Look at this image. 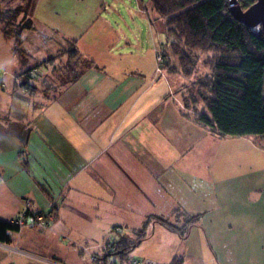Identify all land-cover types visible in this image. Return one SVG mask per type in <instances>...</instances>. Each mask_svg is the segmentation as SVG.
Returning <instances> with one entry per match:
<instances>
[{
    "label": "crops",
    "instance_id": "obj_1",
    "mask_svg": "<svg viewBox=\"0 0 264 264\" xmlns=\"http://www.w3.org/2000/svg\"><path fill=\"white\" fill-rule=\"evenodd\" d=\"M14 2L33 29L22 35L25 60L0 29V221L16 216L24 199L54 219L47 229L13 233L12 244L48 260L87 264L78 245L100 244L110 233L128 236L147 223V239L132 258L264 264V139L218 138L184 115L181 98H170L167 73L152 63L153 50L147 66L138 50L137 35L147 28L159 39L163 30L151 6L145 15L143 0L115 9L105 0ZM67 41L97 69L51 99L30 95L18 76L33 70L28 81H35L43 71L36 66ZM195 216L184 238L155 221L181 228ZM0 264L42 263L0 249Z\"/></svg>",
    "mask_w": 264,
    "mask_h": 264
},
{
    "label": "trees",
    "instance_id": "obj_2",
    "mask_svg": "<svg viewBox=\"0 0 264 264\" xmlns=\"http://www.w3.org/2000/svg\"><path fill=\"white\" fill-rule=\"evenodd\" d=\"M2 1L5 4L0 5V29L6 38H13L15 53L22 60L25 58L22 35L33 29L32 20L24 14L21 4L10 6L16 0ZM255 1L237 0L243 10ZM149 6L161 19L165 36L160 69L191 80L178 90L185 108L197 101L203 104L201 111L193 109V115H184L218 138L264 139V35L260 26L251 29L236 22L229 13V0H150ZM75 43L67 41L70 49L62 51L66 60L56 79L58 89L75 83L88 69H97L92 61L80 55ZM200 54L205 55L202 60ZM169 56L176 59V66L170 63ZM55 59L42 62L38 68L49 62L53 65ZM31 71L20 74L26 91L30 88L27 81L36 75L30 76ZM182 215L179 213V217ZM198 220L199 216L189 218L181 228L166 220L155 221L184 238L188 228ZM146 224L136 231L137 238L121 236L112 251L104 248L94 254L100 261L112 259L129 264L133 250L147 239ZM18 231L9 221H0V243L12 244L11 235ZM171 264L181 261L173 260Z\"/></svg>",
    "mask_w": 264,
    "mask_h": 264
},
{
    "label": "rangeland",
    "instance_id": "obj_3",
    "mask_svg": "<svg viewBox=\"0 0 264 264\" xmlns=\"http://www.w3.org/2000/svg\"><path fill=\"white\" fill-rule=\"evenodd\" d=\"M68 1V0H66ZM106 2H109L111 1L112 2V5H113V8L115 9L116 8V5H128L130 6V4H134V1H131V0H105ZM144 2H146V0H143ZM16 3L14 2L13 4H11L10 6L11 7H15ZM81 8H84L83 6H81ZM149 15V14H148ZM20 17L17 19L16 23L20 21ZM117 21H121V23H118L120 25V28H122V32L125 31L124 29H126L123 25V21L122 20H118ZM159 23L161 22L162 24V21L161 19L158 20ZM15 23V24H16ZM158 23V22H157ZM58 25L60 28H65L67 27V29L69 28V22L65 19H59V22H58ZM26 32V31H25ZM24 32V33H25ZM148 32V29L146 28L144 34L141 36V35H137V38H138V42L139 43H142L143 44V47L142 48H139L138 50H143V60L142 62H144V64H146V66L150 63V58L148 56L149 54V50H153V56H154V59H155V51H159L160 53H164L165 50H163V47L165 46V36L163 35V30L160 29L159 31V39L157 38H154V37H149V33ZM155 35V34H154ZM1 40L2 37L0 36V50H1ZM8 42H11L12 44V50H14V53H15V48H14V40L13 38H7ZM136 41V42H137ZM155 45V46H154ZM22 46V45H21ZM155 47L157 50H155ZM70 49V46L69 44L67 43H64L60 49L58 50V52L53 56V57H47L44 61L50 59V58H55L57 57V60L54 61L53 65H50V62L45 64V65H42V67L40 68H43V71L41 72V76L37 79H35V81H27L28 84H29V90L28 93H40L42 94L45 98L47 97V99H51L54 97V95H56L57 93V90H58V85H59V82H57V77L59 76V74L62 72V67L63 65L65 64V56H62V51L63 50H69ZM26 55V54H25ZM203 54H200V57H201V60L203 58ZM18 57V56H16ZM26 59V56L25 58H23V60ZM169 59H170V63L172 65H175L177 64L176 62V59L173 57V56H169ZM42 61V62H44ZM42 62L40 64H42ZM155 66H157V63H156V60H154L152 62ZM39 64V65H40ZM162 65V64H161ZM202 67V65H201ZM37 69H40L38 68V65L36 66ZM156 68V67H155ZM42 70V69H41ZM45 70V72H44ZM203 68H201L199 71L202 72ZM162 71H165L167 73V77L169 79V84L173 87V89H175L174 91H172L170 93V98L171 99H174L176 100V98L180 97L179 96V92L176 90V88L178 87V85L180 84L178 82V79H180V82L181 84H189V82L191 81L189 78H185L183 76H179V75H174L172 73H168V71L165 69V68H162L161 69V72ZM204 72V71H203ZM165 77L163 76V79ZM18 79H20L22 82L24 81L20 75L18 76ZM21 82V83H22ZM23 86V85H22ZM25 89L27 88L26 86H23ZM186 93V92H185ZM203 104L199 101H197V103L194 105V104H190L188 106V108H185L184 105L182 104H179V108L181 111H183V113H185L184 111L186 112H189V114L193 115V109H196L198 112L201 111L203 108H202ZM195 107V108H194ZM157 222V221H156ZM159 223V222H157ZM160 224V223H159ZM146 229V228H145ZM146 233L147 232V229H146ZM149 233H151V231H149ZM146 235V234H145ZM131 236L133 239L137 238L138 236V233L136 231L134 232H129L128 234V237ZM127 237V236H126ZM134 252V250H133ZM131 253V257H134V253Z\"/></svg>",
    "mask_w": 264,
    "mask_h": 264
},
{
    "label": "built area",
    "instance_id": "obj_4",
    "mask_svg": "<svg viewBox=\"0 0 264 264\" xmlns=\"http://www.w3.org/2000/svg\"><path fill=\"white\" fill-rule=\"evenodd\" d=\"M149 2L150 0H146L142 8V12L145 15L147 13L145 7L146 5L149 4ZM155 60L157 63L156 71L157 73H159L161 71L160 67L162 64V56L159 51H155ZM4 74H5L4 71L0 72V82ZM33 74L34 71H31L29 73L30 76H32ZM52 221H53L52 215L33 211L30 200L24 199L22 201V210L11 220H9V223L15 226L16 228H18V230L20 231L22 229H47ZM116 239L117 238L110 233L108 238L100 244L93 246L78 245L77 248L80 249V251L87 256V264H121L120 262L114 261L112 259L100 261L98 257L94 254L97 251L100 252V250L104 248L110 249V251H112L114 249L115 246L114 244L116 242ZM0 249L6 252V254L9 256H20L30 262H38L42 264H63L58 261L48 260L38 255L23 251L20 248H18L16 243L14 244L0 243ZM129 264H158V263L149 260H140V259L132 258Z\"/></svg>",
    "mask_w": 264,
    "mask_h": 264
},
{
    "label": "water",
    "instance_id": "obj_5",
    "mask_svg": "<svg viewBox=\"0 0 264 264\" xmlns=\"http://www.w3.org/2000/svg\"><path fill=\"white\" fill-rule=\"evenodd\" d=\"M229 13L232 18L247 28L260 26L264 35V0H256L246 10H243L237 0H229Z\"/></svg>",
    "mask_w": 264,
    "mask_h": 264
}]
</instances>
